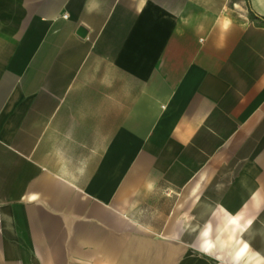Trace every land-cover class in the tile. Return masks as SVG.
Returning <instances> with one entry per match:
<instances>
[{
    "label": "crops",
    "instance_id": "0c3cea01",
    "mask_svg": "<svg viewBox=\"0 0 264 264\" xmlns=\"http://www.w3.org/2000/svg\"><path fill=\"white\" fill-rule=\"evenodd\" d=\"M0 264H264V0H0Z\"/></svg>",
    "mask_w": 264,
    "mask_h": 264
},
{
    "label": "water",
    "instance_id": "95a60500",
    "mask_svg": "<svg viewBox=\"0 0 264 264\" xmlns=\"http://www.w3.org/2000/svg\"><path fill=\"white\" fill-rule=\"evenodd\" d=\"M85 28L83 27V26H79L78 28H77V34L78 35H80V36H83L84 35V33H85Z\"/></svg>",
    "mask_w": 264,
    "mask_h": 264
},
{
    "label": "clouds",
    "instance_id": "9594fccd",
    "mask_svg": "<svg viewBox=\"0 0 264 264\" xmlns=\"http://www.w3.org/2000/svg\"><path fill=\"white\" fill-rule=\"evenodd\" d=\"M203 235H205V236H206V235H207V232H204V233H203ZM211 246H212V245L208 244V245H207V247H206V248H204L203 250H204V251H207V248H210Z\"/></svg>",
    "mask_w": 264,
    "mask_h": 264
}]
</instances>
